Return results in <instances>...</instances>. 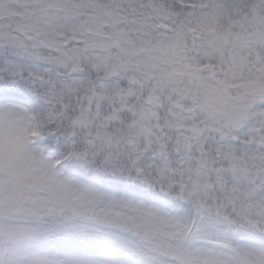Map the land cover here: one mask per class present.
Segmentation results:
<instances>
[{"label":"snow or ice","instance_id":"6c2138e0","mask_svg":"<svg viewBox=\"0 0 264 264\" xmlns=\"http://www.w3.org/2000/svg\"><path fill=\"white\" fill-rule=\"evenodd\" d=\"M0 264H264V0H0Z\"/></svg>","mask_w":264,"mask_h":264}]
</instances>
